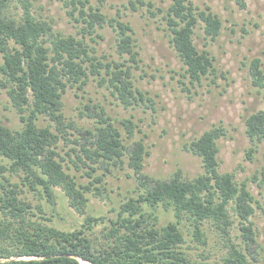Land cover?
Here are the masks:
<instances>
[{
  "label": "trees",
  "instance_id": "trees-1",
  "mask_svg": "<svg viewBox=\"0 0 264 264\" xmlns=\"http://www.w3.org/2000/svg\"><path fill=\"white\" fill-rule=\"evenodd\" d=\"M63 1L72 7L69 14L76 17L79 12L77 20L90 33L96 32L97 25L110 22L117 32V56L102 60L84 36L57 32L51 21L34 12L30 0H0V87L6 89L21 121L12 127L0 116V156L7 161L0 163V169L21 178V183L6 175L0 180V264H211L209 254L202 255V260L193 258L186 243L208 244L207 222L229 234L234 224L230 209L239 218L250 251L256 241L250 220L255 198L246 180L238 182L233 172L219 171L218 142L227 134L223 124H215L187 144L204 169L189 179L178 174L152 177L144 172L149 155L146 144L140 139L127 145L116 121L103 108L90 112L96 117L93 127L67 123L62 101L66 88L76 84L83 88L90 78L112 86L127 106L146 98L133 78L141 58L132 25L114 16L107 21L99 7L87 8L89 0ZM137 1L130 0L135 8ZM17 3L22 8L18 16L10 12ZM162 11L171 46L183 62L182 76L192 85L201 84L216 69L210 51L199 49L195 42L196 28L202 25L204 37L214 40L221 33L222 19L210 7H197L193 0H171ZM149 12L155 14L151 8ZM249 66L253 85L264 89L261 58L254 57ZM41 115L53 123L40 125ZM123 124L131 136L135 124L131 120ZM70 127L79 134L75 142L80 147H72L73 154H67L77 170L87 167L88 183L69 171L71 166L58 150L60 139L73 134ZM245 133L254 143L264 142V107L245 118ZM253 150L247 152L249 158ZM125 156L138 178L137 193L123 199L112 216L87 213V193L97 191L103 196L106 172L111 166H122ZM100 168L105 172L96 173ZM250 179L264 186V164ZM20 185L44 198L50 213L42 204L26 199L22 194L27 189ZM57 188L84 215L80 221L66 218L69 224H65L54 215L60 223L56 225L52 216ZM224 260L251 264L246 252L233 243Z\"/></svg>",
  "mask_w": 264,
  "mask_h": 264
},
{
  "label": "rangeland",
  "instance_id": "rangeland-1",
  "mask_svg": "<svg viewBox=\"0 0 264 264\" xmlns=\"http://www.w3.org/2000/svg\"><path fill=\"white\" fill-rule=\"evenodd\" d=\"M30 1L34 12L51 21L57 32L84 36L90 45L96 47V54L102 60L117 56V32L110 22H105L102 27L97 25L96 32L90 33L84 29L85 24L77 20L79 12H75L76 17L69 14L68 10L72 7L63 0ZM144 1L145 4L137 1L135 8L130 0H89L87 8L89 5L94 9L99 7L106 14L107 21L113 16L120 17L134 28L141 61L138 68L133 69V78L146 100L127 106L116 96L112 86L90 78L83 88H78L77 84L66 88L62 98L65 120L75 123L77 127H93L96 117L91 116L90 112L103 108L116 121L127 145L140 139L146 144L149 155L145 158L144 172L152 177L169 178L178 174L189 179L204 169L200 158L186 148L187 144L215 124H223L227 134L218 142L219 171L233 172L238 182L246 180L249 183L255 198L252 203L255 211L250 220L256 241L248 251L239 218L230 209L234 224L229 234L207 222L208 244L200 245L189 240L186 243V247H190L187 251L199 260H202V255L209 254L211 264H230L224 258L229 256L233 243L246 252L251 264H264V186L250 179L264 164V142L254 143L245 133V118L264 107V89L259 90L253 85L249 66L254 57H260L264 69V0H193L201 9L210 7L223 22L221 33L214 40L204 37L202 25L196 28L198 36L195 42L199 49L210 51L216 71L203 78L201 84L195 85L182 76L183 62L171 46L170 32L165 28L162 10H166L171 0ZM239 1H243L245 7ZM148 2L154 3V6H148ZM149 8L155 14L149 12ZM21 9V3H17V7L11 6L10 12L18 16ZM0 116L9 126L21 125L18 113L2 87ZM123 120H131L135 124L131 136H128L129 131ZM48 123L53 121L41 115L39 124ZM68 129L73 134L68 135L67 139H60L58 150L66 158L65 163L71 166L69 171L77 174L83 183H88L87 167L77 170L67 154H73L72 147H80L75 142L79 134L74 132V128ZM250 149H254L252 158L247 156ZM127 161L125 156L122 166H111V170L106 172L103 196L95 194L97 191L87 193L90 198L87 213L112 216L123 199L137 193L138 178ZM6 162L0 156V163ZM103 172L105 169L100 168L96 173ZM3 175L15 183H21L19 174L0 169V180ZM20 187L27 189L22 194L26 199L34 204H42L50 213L44 198L27 187ZM57 191L59 195L52 216L56 225L60 223L54 215L62 222L66 218L80 221L84 215L69 205L68 198L60 188ZM54 221L51 223L54 224Z\"/></svg>",
  "mask_w": 264,
  "mask_h": 264
},
{
  "label": "bare ground",
  "instance_id": "bare-ground-1",
  "mask_svg": "<svg viewBox=\"0 0 264 264\" xmlns=\"http://www.w3.org/2000/svg\"><path fill=\"white\" fill-rule=\"evenodd\" d=\"M84 264H91V263H89V262H84Z\"/></svg>",
  "mask_w": 264,
  "mask_h": 264
}]
</instances>
